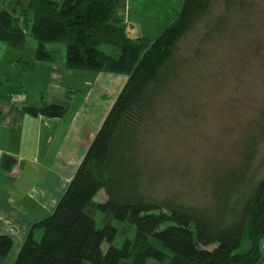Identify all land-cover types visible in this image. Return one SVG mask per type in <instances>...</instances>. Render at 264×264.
<instances>
[{"label": "trees", "instance_id": "1", "mask_svg": "<svg viewBox=\"0 0 264 264\" xmlns=\"http://www.w3.org/2000/svg\"><path fill=\"white\" fill-rule=\"evenodd\" d=\"M221 2L226 12L222 15L217 13ZM119 3L21 0L0 11V42L24 50L30 36L37 43V63L52 59L49 45L65 44L68 70L128 77L53 213L32 226L14 264H259L264 240V122H247L242 158L232 163L225 153L213 163L196 202L172 190L173 179L163 170L156 172L146 152L158 109L180 86L189 64L184 55L192 48L188 44L183 51L181 46L203 28L192 50L200 54L201 45L225 35L240 12V22L250 26L251 6L245 0H184L177 19L151 41L130 35L117 16ZM240 22L236 19L235 26ZM104 46L112 49L106 52ZM20 63L22 72L35 68V62ZM5 84L0 77V92ZM24 111L31 117L60 119L68 107L42 101ZM15 162L6 157L5 170ZM101 191L106 199L96 203V209L120 223L130 220L135 241L128 239L117 248L113 242L118 230L110 224L97 227L89 210ZM36 229L43 230L39 241L34 239ZM13 244L10 236L0 235L1 262Z\"/></svg>", "mask_w": 264, "mask_h": 264}, {"label": "rangeland", "instance_id": "2", "mask_svg": "<svg viewBox=\"0 0 264 264\" xmlns=\"http://www.w3.org/2000/svg\"><path fill=\"white\" fill-rule=\"evenodd\" d=\"M245 1L251 6L250 26L246 24L245 27L240 22L244 20V14L240 12L239 18H236L240 22L237 23V27L234 19L232 25L225 31V35H216L211 42L201 45L200 54L194 55L192 50L201 38V34L205 32L203 28H199L200 33L195 32L192 39L181 46L183 51H186L188 44L192 48L189 54L184 55L189 58V64L185 65L187 67L180 86L176 87L175 92L164 97L165 101L158 109L157 120L147 139L146 152L147 159L151 162L150 166L156 172L163 170L168 174L167 178L173 179L169 184L171 189L179 192L181 197L189 202H196V199L200 198L202 189L205 188L203 182L208 178L206 177L208 168H211L212 164L225 153L229 155L232 163L242 158V150H244L242 144L246 134L249 133L246 131L247 122L255 119L264 122V0ZM162 7L167 11L161 9L159 15H155L152 9L156 7L145 5V29H147L145 35L151 41H155L166 30L162 27L175 17L173 7L170 8L169 4ZM217 13L226 14L223 2L218 4ZM133 33L143 35V32L137 29ZM34 43L35 41L28 36V52L33 50ZM51 48L55 52H51L52 59L49 61L62 62L67 58L65 44L53 45ZM111 49L109 46L103 47L106 52H110ZM69 73L72 71L68 70V75H65V83H74L73 91L82 92V99H87L88 104L100 101L98 104L101 109L106 107L116 85L120 82L109 80L107 84L98 85L96 77L91 78L96 74L85 71L75 72L76 75ZM95 87H97L96 92L93 94L92 90ZM102 91H107V95ZM78 108L80 107L76 110ZM74 112L75 109L70 111L67 120H71ZM15 143H17L15 137L11 139L5 135L0 136L2 149L12 150L15 148ZM260 148L264 152V140L260 143ZM43 162L39 163L37 160L33 163L29 159L25 163L26 167L24 164L26 171L22 173V181L20 185L18 184L19 188L17 187L20 191L19 197L26 199L25 194L28 195L26 190L32 189L35 178L40 176L38 171L46 165ZM105 199L106 194L101 191L89 210L97 227L100 229L104 224H110L118 230L119 235L113 242L117 248H121L128 239L135 241L136 229L130 220L120 223L112 216L96 209V203ZM43 212L45 211L37 210L38 215ZM52 213L46 211L42 219ZM42 236V229L34 231L35 240L39 241ZM108 247L109 244L105 243L104 251ZM5 261H0V264H7Z\"/></svg>", "mask_w": 264, "mask_h": 264}, {"label": "crops", "instance_id": "3", "mask_svg": "<svg viewBox=\"0 0 264 264\" xmlns=\"http://www.w3.org/2000/svg\"><path fill=\"white\" fill-rule=\"evenodd\" d=\"M20 1L0 0V11L10 10L13 4ZM57 1L62 3L64 0ZM183 1L120 0L117 16L127 24L132 37L151 40L145 35V5H154L156 8L152 9V13L155 15H159L161 9L167 11L162 5L173 7L175 17L162 27L164 30L177 19ZM136 29L142 31L143 35H134ZM28 46L24 50H16L0 42V77L6 82L0 92V136L15 137L17 142L12 150L0 148V235L10 236L14 243L5 261L7 264H14L32 226L43 220V213L54 211L127 82L125 76L90 72L96 74L91 78L96 77L98 85L107 84L109 80L121 82L116 85L106 107L101 109L100 101L99 104H88L87 99H82V92L73 91L74 83H65V75H68L66 59L62 62L52 60L37 63V43L29 52ZM51 47L53 45H49L48 50L55 52ZM20 60L35 62L34 70L22 72ZM75 72L78 71L69 75H76ZM96 88L92 90L93 94ZM102 93L107 95V91ZM42 101L68 107L67 114L60 119H48L31 117L25 113V107H38ZM77 107L80 108L76 110ZM73 109L75 112L71 120H67ZM6 157L16 161L11 170L4 168ZM29 159L33 163L44 161L46 165L38 171L40 176L35 178L32 189L26 190L28 195L25 194L24 199L19 197L17 187ZM37 210L45 212L38 215ZM261 247L263 259L259 264H264V240Z\"/></svg>", "mask_w": 264, "mask_h": 264}]
</instances>
